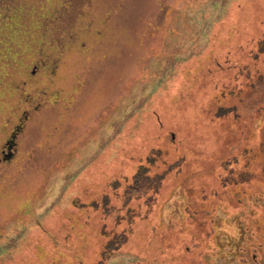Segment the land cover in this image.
Listing matches in <instances>:
<instances>
[{
  "label": "rangeland",
  "instance_id": "374dc122",
  "mask_svg": "<svg viewBox=\"0 0 264 264\" xmlns=\"http://www.w3.org/2000/svg\"><path fill=\"white\" fill-rule=\"evenodd\" d=\"M263 41L264 0H0V264H264Z\"/></svg>",
  "mask_w": 264,
  "mask_h": 264
},
{
  "label": "trees",
  "instance_id": "16d2710c",
  "mask_svg": "<svg viewBox=\"0 0 264 264\" xmlns=\"http://www.w3.org/2000/svg\"><path fill=\"white\" fill-rule=\"evenodd\" d=\"M264 42V41H263ZM263 42H260V43H263ZM127 238H128V236L127 237H125L124 238V241L123 242H120L119 244H118V247L120 248H122V247H124V245L127 243ZM121 244V245H120ZM124 244V245H123Z\"/></svg>",
  "mask_w": 264,
  "mask_h": 264
}]
</instances>
